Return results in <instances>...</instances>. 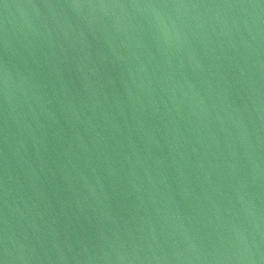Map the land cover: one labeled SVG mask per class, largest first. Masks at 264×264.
<instances>
[{
  "label": "water",
  "instance_id": "1",
  "mask_svg": "<svg viewBox=\"0 0 264 264\" xmlns=\"http://www.w3.org/2000/svg\"><path fill=\"white\" fill-rule=\"evenodd\" d=\"M0 264H264V0H0Z\"/></svg>",
  "mask_w": 264,
  "mask_h": 264
}]
</instances>
